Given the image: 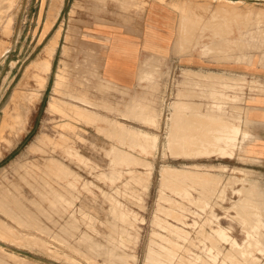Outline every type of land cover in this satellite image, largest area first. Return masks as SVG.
<instances>
[{
  "label": "rangeland",
  "instance_id": "rangeland-1",
  "mask_svg": "<svg viewBox=\"0 0 264 264\" xmlns=\"http://www.w3.org/2000/svg\"><path fill=\"white\" fill-rule=\"evenodd\" d=\"M147 1L0 0V264H264L248 124L228 108L264 93V0H158L178 13L173 54L225 70L154 58L120 89L87 32ZM202 84L210 116L175 126Z\"/></svg>",
  "mask_w": 264,
  "mask_h": 264
},
{
  "label": "crops",
  "instance_id": "crops-1",
  "mask_svg": "<svg viewBox=\"0 0 264 264\" xmlns=\"http://www.w3.org/2000/svg\"><path fill=\"white\" fill-rule=\"evenodd\" d=\"M177 23L178 13L170 5L158 0H148L134 23L105 24L88 31L87 35L93 37L91 45L97 50L99 76L117 88L133 89L143 78V74H148L142 66L148 69L153 65L154 58H168L198 75L208 74L210 68L225 70L219 64L210 67L209 61L201 57H178L173 54ZM180 58L182 61H179ZM193 88L186 90L188 94L176 101L177 106L183 108L185 113L171 111L170 116L177 127L187 124L195 115L198 118L206 116L207 119L210 116L208 87L202 84L201 87ZM257 90L259 89H254ZM261 90L264 91V87ZM231 91L238 92L242 89ZM245 93L241 102H229L228 108L236 115L235 109L240 106L241 116L248 124L244 129L248 137L242 145L241 154L253 163L240 169L251 175L248 177L252 182L249 188H252L255 198H258L257 202L261 203L264 202V93L247 94L248 89H245ZM195 94L197 97H192ZM218 107V110H222V105Z\"/></svg>",
  "mask_w": 264,
  "mask_h": 264
},
{
  "label": "bare ground",
  "instance_id": "bare-ground-1",
  "mask_svg": "<svg viewBox=\"0 0 264 264\" xmlns=\"http://www.w3.org/2000/svg\"><path fill=\"white\" fill-rule=\"evenodd\" d=\"M196 7H197V6H196ZM202 7H203V6H202ZM204 7H205V6H204ZM205 9H206V8H205ZM226 12H227V11H226ZM196 13H197V12H196ZM194 23H196V22H194ZM198 24H199V22H198ZM195 26H196V25H195ZM70 97H71V96H70ZM34 98H36V97H34ZM38 98H39V97H38ZM30 99H32V98H30ZM30 99H29V100H30ZM72 99H73V98H72ZM72 99H71V100H72ZM31 101H32V100H31ZM78 102H79V101H78ZM80 103H81V102H80ZM50 107H51L50 109H52V106H50ZM17 108H18V107H17ZM20 109H21V108H20ZM23 109H24V108H23ZM23 109H22V111H23ZM50 109H49V110H50ZM81 110H82V109H81ZM81 110H80V111H81ZM22 111H21V112H22ZM18 112H19V111H18ZM19 114H20V113H19ZM20 115H22V113H21ZM12 119H13V118H12ZM8 120H9V119H8ZM8 120H7V122H8ZM25 120H26V119H25ZM18 121H19V120H18ZM20 121H21V120H20ZM10 122H11V121H10ZM14 123H15V122H14ZM18 123H19V122H18ZM16 124H17V122H16ZM16 124H15V125H16ZM19 126H20V125H19ZM236 128H238V127H236ZM13 130H14V129H13ZM13 130H12V131H13ZM21 131H22V130H21ZM139 131H140V130H139ZM10 132H11V131H10ZM140 132H141V131H140ZM144 132H145V131H144ZM233 132L237 133V130L235 131V130L233 129ZM138 133H139V132H138ZM138 133H137V134H138ZM142 133H143V131H142ZM142 133H141L140 135H142ZM143 135H144V134H143ZM143 135H142V136H143ZM145 135H146V132H145ZM148 135H149V133H148ZM233 135H234V134H233ZM152 136H153V135H152ZM152 136H151V137H152ZM149 137H150V136H149ZM149 137H148V138H149ZM152 138H153V137H152ZM152 138H151V139H152ZM154 138H155V136H154ZM154 138H153L152 141L155 143V139H154ZM227 138L229 139V137H227ZM234 138H235V135H234ZM231 139H232V138H231ZM231 139H230V140H231ZM226 140H227V139H226ZM233 140H234V139H233ZM153 142H152V143H153ZM226 142H227V141H226ZM64 145H65V144H64ZM152 146H154V145L152 144ZM221 152H222L223 154H225V153H226V154H227V153H228V154H229V153H232L231 150H230V151H226V149H225V150H222ZM70 156H71V155H70ZM259 225H261V227H263V226H264V222H263V221H260ZM219 233L223 234L222 229H221V231H219ZM247 233H248V232L246 231V235H247ZM246 235H245V236H246ZM225 237H226V239H227L228 242H230L231 244H233V246H239V247H240V246H242V244H243V242H238L234 237H232V236H230V235L225 234ZM117 258L120 259V258H122V257H117ZM123 258H124V257H123ZM125 259H127V258H124V260H125ZM131 259H132V258H131ZM133 259H134V256H133ZM120 260H122V259H120ZM120 260H119V261L116 260V261H117V262H120ZM124 260H122V261H124ZM122 261H121V262H122ZM132 262H134V261H132ZM125 263H126V261H125L124 263L122 262V264H125ZM126 264H128V263H126Z\"/></svg>",
  "mask_w": 264,
  "mask_h": 264
}]
</instances>
